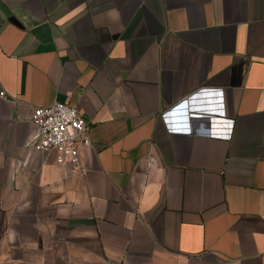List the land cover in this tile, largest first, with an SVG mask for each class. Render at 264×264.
Segmentation results:
<instances>
[{
  "label": "crops",
  "instance_id": "1",
  "mask_svg": "<svg viewBox=\"0 0 264 264\" xmlns=\"http://www.w3.org/2000/svg\"><path fill=\"white\" fill-rule=\"evenodd\" d=\"M1 92L0 264H264V0H0Z\"/></svg>",
  "mask_w": 264,
  "mask_h": 264
},
{
  "label": "built area",
  "instance_id": "2",
  "mask_svg": "<svg viewBox=\"0 0 264 264\" xmlns=\"http://www.w3.org/2000/svg\"><path fill=\"white\" fill-rule=\"evenodd\" d=\"M5 98V92L0 93ZM30 121L39 129L34 146L38 151L54 152L60 165L70 162L74 169L86 173L81 163V150L91 146L90 125L76 106L57 102L35 108ZM112 264V263H108Z\"/></svg>",
  "mask_w": 264,
  "mask_h": 264
}]
</instances>
